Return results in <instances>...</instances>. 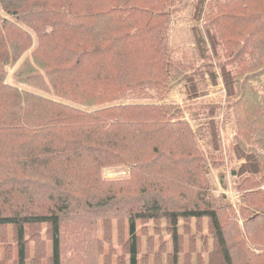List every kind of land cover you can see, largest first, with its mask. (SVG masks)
I'll return each mask as SVG.
<instances>
[{"label": "trees", "instance_id": "obj_1", "mask_svg": "<svg viewBox=\"0 0 264 264\" xmlns=\"http://www.w3.org/2000/svg\"><path fill=\"white\" fill-rule=\"evenodd\" d=\"M169 4L0 0V264H203L209 242L208 264H264V0H198L203 66L167 53ZM203 69L245 152L239 213L214 206L197 132L167 99L183 81L196 96Z\"/></svg>", "mask_w": 264, "mask_h": 264}, {"label": "rangeland", "instance_id": "obj_2", "mask_svg": "<svg viewBox=\"0 0 264 264\" xmlns=\"http://www.w3.org/2000/svg\"><path fill=\"white\" fill-rule=\"evenodd\" d=\"M209 1V0H206ZM216 1V0H215ZM198 0H170L167 12L171 17L168 30L169 53L171 56L176 55L186 62L187 65L196 63V66L205 65V61L200 60V52L194 39L192 29L195 26L194 11L197 7ZM208 9V8H207ZM8 17L7 15H3ZM201 22V20H200ZM209 48V47H208ZM184 55V56H183ZM211 64V62H208ZM195 66V64H194ZM9 75L12 73V68L6 66ZM204 77L199 83L196 79V96L190 97L186 86H190L187 81L174 87L168 95V100L175 101L183 105V118L187 120L192 129L197 132L196 143L200 151L205 156L204 172L209 186L210 196L214 201V206L217 208H234L239 213V206L245 202L244 194L236 188L238 177L240 178V169L247 165L245 152L237 148V124L233 114V110L225 106V85L221 79H218L216 84H213L207 71L203 69ZM187 85H186V84ZM154 95V92H150ZM132 93L123 97L119 101L122 103H130ZM136 102L139 99H135ZM141 101V100H140ZM143 102V101H141ZM209 105H220V109L212 117L215 118L216 131L219 135L218 149H214L212 138L210 136L211 119L208 115ZM86 109V108H82ZM92 109V108H90ZM86 109V110H90ZM236 150H239V156ZM242 152V153H241ZM248 152V150H246ZM244 155V156H243ZM129 175V169L125 167H108L104 168L101 176L104 179L123 178ZM264 182L260 184V189L264 190ZM257 211L256 213H258ZM239 216V214H238ZM242 223V219H238ZM115 236V228L113 229ZM205 233V232H204ZM99 240L102 237L101 230H95L90 234ZM204 236V234H203ZM199 237V235H198ZM208 250L198 245L193 258L197 255L202 257L203 264H208ZM97 250V249H96ZM93 254V245L89 248V255ZM84 255V253H83Z\"/></svg>", "mask_w": 264, "mask_h": 264}, {"label": "built area", "instance_id": "obj_3", "mask_svg": "<svg viewBox=\"0 0 264 264\" xmlns=\"http://www.w3.org/2000/svg\"><path fill=\"white\" fill-rule=\"evenodd\" d=\"M264 188V187H263Z\"/></svg>", "mask_w": 264, "mask_h": 264}]
</instances>
